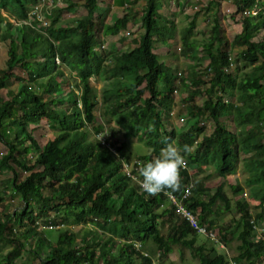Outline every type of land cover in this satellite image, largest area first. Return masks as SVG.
<instances>
[{"label":"trees","instance_id":"obj_1","mask_svg":"<svg viewBox=\"0 0 264 264\" xmlns=\"http://www.w3.org/2000/svg\"><path fill=\"white\" fill-rule=\"evenodd\" d=\"M38 1L0 0V6L14 7L16 18L26 19L30 6ZM77 1L66 0L65 6L57 7L49 25L43 26L44 31L25 22L15 25L19 42L10 31L13 22L4 21L0 15V29L5 25L0 40L8 39L6 67L0 71V89L8 86L11 76L19 80L11 97L0 98V142L7 147L0 153V171H11L10 187L22 202L20 209L14 208L5 217L0 216V264H14L26 249L39 264H149L150 257L143 249L148 242L162 251V258L170 253L173 244H178L187 247L199 264H231L230 259L236 264H264V243L253 237L251 221L254 216L264 219V34L259 39L250 38L253 31L264 27V15L241 14V30L231 41L218 19H214L209 39L216 41L217 47L209 52L206 67L211 69V74L196 76L194 72L190 79L193 85L190 95L204 93L201 105L192 101L186 105L187 113L195 119L182 131H160L163 113L173 107L175 86L171 68L159 59L154 48L157 41L170 43L176 34V22L159 15L157 0H145L140 26L143 31L132 39L133 46L129 49H117L111 66H105L109 53L102 47L101 29L94 20L99 0H81L86 12L75 23L56 25L62 11L75 6ZM255 1L232 0L231 4L236 5V11H242ZM129 20L127 12L115 15L105 30L116 35ZM195 22L192 16L181 36L183 45L194 53H190L193 59L197 55L190 37ZM228 45L241 47L239 57L253 64L240 79L231 70L224 69L229 65ZM37 56L41 58L30 59ZM59 63L75 69L81 85L77 98L62 107L53 106V99L44 98L13 71L20 65L27 69L31 80L47 76L43 91L52 94L62 82L59 77L62 70L57 69ZM99 73L112 79L113 84L104 93L113 111L124 110L118 116V121L127 128L124 136L135 134L152 147L149 154L138 156L141 167L158 156L173 138L181 147H190L189 152L182 153L187 165L181 170V187L174 193L179 195L189 181L193 182L186 204L199 210L198 217L207 227L217 229L226 247L230 238H236L237 253L232 258L218 252L211 240L209 247L197 243V233L178 215L165 192L157 196L144 193L139 183L121 170L118 157L97 137L89 138L87 125L95 118L94 87L89 78ZM123 79L128 81L122 84ZM159 81L164 83L163 89L158 88ZM201 82L206 83L205 89H201ZM183 84L187 85L184 79ZM233 89L238 91L240 103L228 99ZM145 92L148 94L141 101ZM225 115L232 116L237 129L222 121ZM204 116L213 120L209 133L199 124ZM42 119L56 123L59 131L40 144L29 124ZM100 128L96 127L97 132ZM105 139L110 142L107 136ZM111 143L124 153V143ZM29 150L33 153L31 158L25 155ZM242 153L248 172L245 183L249 186L250 198L257 203L238 196L235 199L237 217L216 226L218 216L230 207L223 182L210 191V186L202 181L192 180L189 168L215 162L218 176L224 177L236 167ZM232 188L237 193L243 186L235 183ZM200 193L207 194V198L200 197ZM4 196L0 191L1 205H5ZM46 216L53 223L62 216L76 223L89 222L92 227L85 229L79 241L74 233L67 231L58 234L52 242L45 241L43 236H38L36 221L45 217L42 219L45 222ZM35 236L34 246L26 248ZM5 247L9 248L2 253ZM103 257L106 260L100 263Z\"/></svg>","mask_w":264,"mask_h":264},{"label":"rangeland","instance_id":"obj_2","mask_svg":"<svg viewBox=\"0 0 264 264\" xmlns=\"http://www.w3.org/2000/svg\"><path fill=\"white\" fill-rule=\"evenodd\" d=\"M145 0H99L97 6L95 8L94 20L97 22L100 27V37L104 44V49L108 51L109 58L105 63V66H111L113 63L114 53L119 50H126L133 46V38H138V35L143 31L141 26V13L142 8L144 6ZM157 0L159 4L158 13L160 16L172 18L176 22V34L173 39L170 40V43L166 45H161L160 41L156 42L155 48L157 47V54L159 55V59L163 60V62L167 63L172 70L173 73V84L176 88V91L173 90V98L175 107V112L173 115L169 114V111L173 108H170L167 113H163V124L162 127L159 128L160 131L163 129L172 130L174 129L176 132L182 131V127L185 125L179 123L177 118L182 116H187L191 118V116L187 113L186 105L188 102H195L201 105L204 99V93H198L196 95H190V90L192 89V83L190 82L192 73H196V76L205 75L207 73V65L210 60L209 52L215 51L217 47V42L209 39L211 32V25L214 19H218L222 26L223 33L228 38V41L234 37L235 33L240 31L241 24L239 23V16L236 13L227 14L225 12V0ZM233 3L232 0H228ZM73 7L65 8L59 16V20L56 22V25L66 26L72 25L75 23L76 19L82 16L86 9L82 4V1H77ZM66 0H58V5L54 7L51 11V14L45 15V20L50 23V18L53 15L55 9L59 6H65ZM126 3V5L124 4ZM197 3L199 8L194 10L192 7ZM32 6V5H31ZM30 6V7H31ZM16 10L14 7H5L0 6V15L4 21L10 20L13 22V27H11L10 31L13 32L14 38L17 42H19L20 36L16 33L15 21L17 22L16 13L13 11ZM187 12H185V11ZM127 12L130 16V20L127 25L123 27L120 32L116 35L110 34L106 32V27L112 24L114 16H121L123 13ZM45 14V12H44ZM195 18V27L193 28L192 35L190 40L193 41V51H196L197 59H193L191 54H194L192 50L186 48V45H183L181 41L183 28L188 24V21L191 17ZM49 23L47 25H49ZM4 24L1 25V31H4ZM40 31H44V28H37ZM126 31L130 33L127 34ZM262 27L257 31H253L250 35L252 39H259L263 34ZM77 38V37H75ZM162 46V48H161ZM182 47V48H181ZM154 48V49H155ZM7 49H8V39L0 40V71L6 67V58H7ZM227 49L230 51V54L233 57V68L231 71L235 74V76L240 79L247 72H249L253 66L246 61H244L238 55V51L241 47H231L227 46ZM40 56H37L32 59H40ZM58 62V61H57ZM57 69L62 70V75L59 76L61 78V84L58 91L53 92L52 94H47L43 91L44 85L47 81V76L37 77L34 80L28 78V71L26 68L17 65L14 67L13 71L16 75L21 77L23 80L27 81L31 84L32 88L35 89L36 92L40 93L44 98L53 99V106L62 107L67 105L68 101L73 98H77L81 91V85L79 82V77L76 73L75 69L68 66L64 63H59ZM180 72V75L178 74ZM184 82L187 85L183 84ZM90 83L94 87V100H95V118L92 123L87 125V130L89 134V138H96V127L100 126V130L102 133L107 136V138L115 143H124V153L130 155L131 158L149 154L152 147L147 145L142 139L137 137L135 134H130L128 136H124V131L127 129L125 123H120L118 121V116L121 112V109L118 108L116 111H113V107L111 108V101L106 99L105 90L110 89L113 84L112 79H108L106 75L103 73L95 74L90 76ZM127 79L121 80L120 83L127 82ZM19 80L14 76H11L8 80V86L0 89V98L7 99L11 97L12 94L16 92V87ZM201 89L206 88V83L201 82ZM158 88L163 89L164 83L162 81L158 82ZM148 93L145 92L141 96L142 99ZM60 95V96H59ZM238 91L236 89L232 90V94L227 96L229 100L238 102L237 99ZM62 99L59 101V99ZM140 101V100H139ZM204 121V132L209 133L213 128V120L208 116L201 117ZM222 121L225 124L232 128L237 129L238 126L235 123V120L231 115H225L221 117ZM193 119H189L188 125L191 124ZM186 123V122H185ZM31 128L32 135L36 138V140L43 144L48 139L53 138L57 132L59 131L58 125L56 123L46 121L45 119L40 120L36 125L34 123L29 124ZM99 131V130H98ZM171 141H175L174 138ZM27 144V142H25ZM7 149L6 145L0 142V153L5 152ZM26 157H33V153L31 150L27 152ZM243 155L241 154L240 159L237 161L236 167L226 176L220 177L217 174L216 163L208 162L206 164H202L200 166H193L189 168L190 173L192 174V180L198 179L202 181L205 185L210 186V191L214 190L215 185L220 182H223V190L227 193L230 198V207L229 210L223 213L221 216H218L216 219V226L218 223L225 222L226 220L232 219V217H237V212L235 211V199L238 196L243 195L244 193L249 198V186L246 185L245 179L248 175L247 170L244 167ZM11 176V171H0V191H3L5 196L3 203L5 205L0 204V216L8 215L12 209H20L22 202L20 199V195L15 192L9 184V178ZM134 181V179H132ZM235 183H240L243 186L242 191H238L235 193L233 191L232 186ZM200 197L207 198V194L200 193ZM254 200V199H253ZM32 204L34 205V210H37V203L33 200ZM263 220V219H261ZM92 227L91 223H76L72 221L69 217H57L56 223H54V227L52 228H38V236H43L45 241H54L58 234L67 231L74 233L79 241L81 235L85 231L87 227ZM235 235V234H234ZM36 240V236L34 239L30 240L26 244V248H31L34 246V242ZM196 242L204 243L207 247H209L212 242L205 235L196 234ZM238 241L236 238H230L229 244L226 249L223 250L216 245H213L218 252H223L227 257H233L236 251V243ZM172 250L170 253L164 258L161 257L162 251L155 248L154 244L151 242L145 243L143 246L144 252L150 257L149 264H199L197 258H195L190 250L187 247H181L178 244H173ZM9 247H5L1 252H5ZM227 251V252H226ZM106 257H103L100 263L104 262ZM39 264L37 259H31V254L29 250H24L22 255L16 259L14 264ZM139 263V262H137ZM145 264H148L145 262Z\"/></svg>","mask_w":264,"mask_h":264},{"label":"built area","instance_id":"obj_3","mask_svg":"<svg viewBox=\"0 0 264 264\" xmlns=\"http://www.w3.org/2000/svg\"><path fill=\"white\" fill-rule=\"evenodd\" d=\"M259 1L260 0H256L251 7H245L242 9V11H236L237 10L236 5L230 4L229 6H226L225 12L227 14H232V13L237 12L236 14L239 17L241 14L257 15L260 12L264 11V7H262L259 4ZM57 5H58V0H39L36 4L31 6V8L28 11V17L26 19H24V18L17 19V22L15 21L14 23H15V25H18L21 22H25V23L30 24L32 27L42 28L43 26H46L49 23V20L48 21L45 20V15L51 14V11ZM192 8L194 10H196L199 8V5L197 3H195ZM44 12H45V14H44ZM262 29H263L262 34H264V27H262ZM126 33L129 34L130 32L126 31ZM102 47H104V44H102ZM228 59H229V65L224 67L225 70H231L233 68V57L230 53H229ZM178 74L180 75V72H178ZM207 74H211L210 68L207 69ZM174 91H176V88H174ZM174 112H175V107H173L169 111V114L173 115ZM189 119H193V121H194L195 118L191 117V118L187 119V116H182V115H180L177 118V121H179V123H181V125L182 124L185 125V127L184 126L182 127V130L186 129L190 125V124L189 125L187 124ZM34 124L36 125L37 123H34ZM199 124H204V121L201 120L199 122ZM96 137L98 139H100L102 141V143H104L105 146L118 157V159L121 162V170L126 175L131 177V179H134V181L139 183V181L142 179V177H140V175H139V169L141 168V160L139 158H136V157L131 158V157H128L127 155H125L124 153H120L115 145H113L109 141H106L105 135L102 133V131H98L96 133ZM186 165H187V162H186ZM23 172L25 173L26 170H23ZM193 186H194L193 182L189 181L184 186L183 190L181 191V193L179 195L174 193L171 190L165 191L168 202L174 205L175 210L178 213V215L185 218V220L188 222V224L192 227V229L197 234L205 235L208 239H210L214 243V245L225 250L226 245L222 241H220L218 233H217V229L207 227V225L204 222H201V220L198 217L199 210H194L193 208L189 207L186 204V200L192 194ZM244 197H245V199H247L248 201H250L252 203H257L256 200H253L250 197L248 198L245 193H244ZM263 207H264V203H263ZM46 218H47V221H45V222H44V220H42V219H45V217L44 218L41 217V218L37 219L36 224H37L38 228L41 229V228H52V227H54V223L50 219V216H46ZM251 221H252L253 237H255L257 239H262L263 243H264V219L258 220L254 216V218H252ZM135 245L139 246V243L135 242ZM145 254H146V252H145ZM230 262H231V264H236L232 259H230Z\"/></svg>","mask_w":264,"mask_h":264},{"label":"clouds","instance_id":"obj_4","mask_svg":"<svg viewBox=\"0 0 264 264\" xmlns=\"http://www.w3.org/2000/svg\"><path fill=\"white\" fill-rule=\"evenodd\" d=\"M191 149L188 145L181 147L175 141L166 144L158 156L146 162L140 169L139 187L149 196H157L167 190L177 191L181 187V170L186 167L182 153Z\"/></svg>","mask_w":264,"mask_h":264},{"label":"crops","instance_id":"obj_5","mask_svg":"<svg viewBox=\"0 0 264 264\" xmlns=\"http://www.w3.org/2000/svg\"><path fill=\"white\" fill-rule=\"evenodd\" d=\"M171 2L173 3L174 1L173 0H171ZM125 4V3H124ZM225 4H227V5H225V8H226V6H229L230 4H231V2H229L228 0H225ZM259 4L262 6V7H264V0H260L259 1ZM126 5V4H125ZM185 11V10H184ZM185 12H187V11H185ZM261 14H263L264 15V11H262V12H260ZM240 24H241V22H239ZM242 27V26H241ZM241 30V29H240ZM239 32V31H238ZM170 41V40H169ZM133 42V41H132ZM133 44V43H132ZM166 44H168L167 42L165 43V42H162V44L161 45H166ZM161 48H162V46H161ZM154 51L157 53V47L154 49ZM163 61V60H162Z\"/></svg>","mask_w":264,"mask_h":264}]
</instances>
